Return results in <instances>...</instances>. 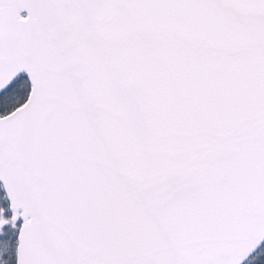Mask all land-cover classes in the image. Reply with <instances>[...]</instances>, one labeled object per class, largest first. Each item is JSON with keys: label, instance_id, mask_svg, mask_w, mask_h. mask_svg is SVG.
<instances>
[{"label": "snow or ice", "instance_id": "obj_1", "mask_svg": "<svg viewBox=\"0 0 264 264\" xmlns=\"http://www.w3.org/2000/svg\"><path fill=\"white\" fill-rule=\"evenodd\" d=\"M0 264H264V0H0Z\"/></svg>", "mask_w": 264, "mask_h": 264}]
</instances>
